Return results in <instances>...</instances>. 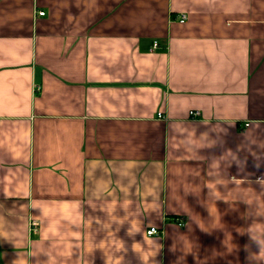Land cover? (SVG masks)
I'll return each mask as SVG.
<instances>
[{
	"label": "crops",
	"instance_id": "0c3cea01",
	"mask_svg": "<svg viewBox=\"0 0 264 264\" xmlns=\"http://www.w3.org/2000/svg\"><path fill=\"white\" fill-rule=\"evenodd\" d=\"M250 237L264 0H0V264H264Z\"/></svg>",
	"mask_w": 264,
	"mask_h": 264
},
{
	"label": "built area",
	"instance_id": "2783aa9c",
	"mask_svg": "<svg viewBox=\"0 0 264 264\" xmlns=\"http://www.w3.org/2000/svg\"><path fill=\"white\" fill-rule=\"evenodd\" d=\"M39 15L40 16H44L45 12H40ZM186 21H187V16L186 15H181V17L179 18V22L185 23ZM155 46H157V43H155ZM38 90H39V87H38ZM190 115L192 117H194V118H198L200 116V112L199 111H191ZM159 118H163V116L160 115ZM178 225L180 227L184 228L186 226V223L183 220H180V221H178ZM158 233H159V231L155 227H153V228H151L150 230L147 231V234L149 236H153V235L158 234Z\"/></svg>",
	"mask_w": 264,
	"mask_h": 264
},
{
	"label": "clouds",
	"instance_id": "9594fccd",
	"mask_svg": "<svg viewBox=\"0 0 264 264\" xmlns=\"http://www.w3.org/2000/svg\"><path fill=\"white\" fill-rule=\"evenodd\" d=\"M250 239L256 243L259 247V252L256 253L257 256H264V240H259L255 237H250ZM248 261H249V256L247 257Z\"/></svg>",
	"mask_w": 264,
	"mask_h": 264
}]
</instances>
